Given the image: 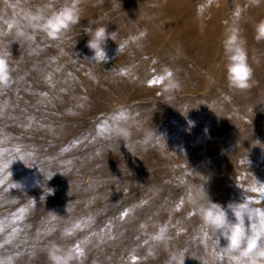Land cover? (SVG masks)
I'll return each mask as SVG.
<instances>
[{
	"label": "rangeland",
	"instance_id": "374dc122",
	"mask_svg": "<svg viewBox=\"0 0 264 264\" xmlns=\"http://www.w3.org/2000/svg\"><path fill=\"white\" fill-rule=\"evenodd\" d=\"M76 2L80 23L53 41L27 20L65 0H0L14 69L0 89V264H49L51 240L79 246L77 264H170L178 251L184 264H257L225 254L190 197L204 188L222 205L246 195L264 207V0ZM99 23L115 40L101 62L85 33ZM230 29L254 70L244 91L227 81ZM167 70L182 87L161 95L148 81ZM117 119L132 125L130 141L110 138Z\"/></svg>",
	"mask_w": 264,
	"mask_h": 264
},
{
	"label": "clouds",
	"instance_id": "9594fccd",
	"mask_svg": "<svg viewBox=\"0 0 264 264\" xmlns=\"http://www.w3.org/2000/svg\"><path fill=\"white\" fill-rule=\"evenodd\" d=\"M255 3L258 5L260 0H255ZM80 21L81 9L77 6L76 0H65L58 10L50 12L40 10L30 15L27 23L28 26L46 33L51 40L61 41ZM85 33L89 36L87 47L94 53L91 59L106 61L104 50L106 41L109 38L115 41L107 31V24L99 23L98 26L88 28ZM17 39H27L26 33H18ZM255 39L257 42L264 41V22L257 25ZM222 44L227 61L226 74L229 88L239 91L251 88L254 70L249 62L246 41L241 38L239 29L228 30ZM10 56L9 50L0 48V89L9 87L12 82L14 69L11 66ZM158 85L161 88V95L174 94L182 87L181 81L172 70H167L160 76ZM156 134L155 129H148L145 132L140 142L145 149L152 144ZM109 136L117 144L120 141L128 142L133 136L132 125L127 120L117 119L109 129ZM52 191L50 189L48 194ZM190 203L205 228L219 238L218 243L221 238L224 240L222 247L226 254L250 257L257 264H264V207L258 206L256 201L246 195L243 199L222 205L214 202L204 188L190 197ZM229 213L232 219L229 218ZM45 252L49 264H77L78 261L73 248L61 245L55 240L49 241ZM185 256L183 251H178L171 256L170 264H184Z\"/></svg>",
	"mask_w": 264,
	"mask_h": 264
},
{
	"label": "snow or ice",
	"instance_id": "6c2138e0",
	"mask_svg": "<svg viewBox=\"0 0 264 264\" xmlns=\"http://www.w3.org/2000/svg\"><path fill=\"white\" fill-rule=\"evenodd\" d=\"M237 15H239V13H237ZM160 82V77H158V78H156V79H153V80H149L148 81V83L150 84V85H152V84H158ZM46 95V94H45ZM122 116H123V114H121ZM18 159H22L23 157H17ZM8 168V163L7 162H5V163H3V164H0V172H2L4 169H7ZM3 183V179H0V184H2ZM256 189H253V191H255ZM259 191H260V193H261V196L262 197H264V187H261L260 189H259ZM21 211L23 212V211H25L24 209H21ZM126 215V214H125ZM190 215H191V213H190ZM77 227H78V225H77ZM52 231V229H49V232H51ZM67 234V233H66ZM155 239H160V237H155ZM75 252L77 253V256H78V258H79V256H82L83 255V250L79 247V246H77L76 248H75ZM226 254V253H225ZM136 259V257H133V260H135Z\"/></svg>",
	"mask_w": 264,
	"mask_h": 264
}]
</instances>
